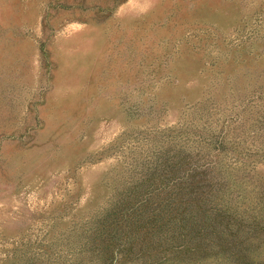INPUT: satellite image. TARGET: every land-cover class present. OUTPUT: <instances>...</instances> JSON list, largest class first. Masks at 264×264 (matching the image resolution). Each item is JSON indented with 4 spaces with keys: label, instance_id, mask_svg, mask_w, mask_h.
<instances>
[{
    "label": "rangeland",
    "instance_id": "rangeland-1",
    "mask_svg": "<svg viewBox=\"0 0 264 264\" xmlns=\"http://www.w3.org/2000/svg\"><path fill=\"white\" fill-rule=\"evenodd\" d=\"M217 137L241 243L163 264H264V0H0V264H160L96 224Z\"/></svg>",
    "mask_w": 264,
    "mask_h": 264
},
{
    "label": "trees",
    "instance_id": "trees-1",
    "mask_svg": "<svg viewBox=\"0 0 264 264\" xmlns=\"http://www.w3.org/2000/svg\"><path fill=\"white\" fill-rule=\"evenodd\" d=\"M169 138L174 142L177 137ZM207 141L210 147L207 154L201 153V143L200 150L188 156H177L174 151L162 148L160 168L151 169L149 174L158 176L157 188L147 190L137 200L122 198L103 221L96 224L100 225L95 229L96 238L106 251H111L113 260L155 242L160 243L163 251L160 264L166 263L169 252L225 251L228 246L241 243L232 239L245 231L246 226L237 223L228 206L216 201L224 192L227 174H223V169L228 164L213 151L225 153L227 141L224 137H217L215 142ZM154 176L150 180H156ZM147 180L144 175L140 186H145ZM247 228L253 229V223Z\"/></svg>",
    "mask_w": 264,
    "mask_h": 264
}]
</instances>
